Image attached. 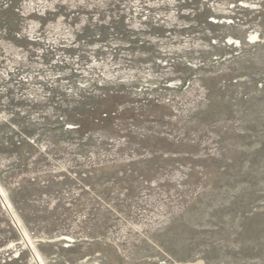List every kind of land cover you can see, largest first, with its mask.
Segmentation results:
<instances>
[{"label": "rangeland", "instance_id": "rangeland-1", "mask_svg": "<svg viewBox=\"0 0 264 264\" xmlns=\"http://www.w3.org/2000/svg\"><path fill=\"white\" fill-rule=\"evenodd\" d=\"M20 254L264 264V0H0V264Z\"/></svg>", "mask_w": 264, "mask_h": 264}, {"label": "trees", "instance_id": "trees-1", "mask_svg": "<svg viewBox=\"0 0 264 264\" xmlns=\"http://www.w3.org/2000/svg\"><path fill=\"white\" fill-rule=\"evenodd\" d=\"M71 117H74V116H71ZM81 127V125L80 126H78V128H80ZM24 254V253H23ZM23 255L22 254H20L17 258H14L12 261H13V263L14 264H18L22 259H21V257H22Z\"/></svg>", "mask_w": 264, "mask_h": 264}]
</instances>
